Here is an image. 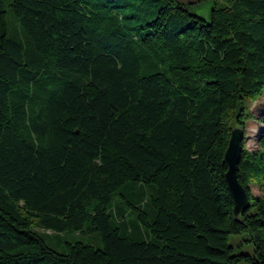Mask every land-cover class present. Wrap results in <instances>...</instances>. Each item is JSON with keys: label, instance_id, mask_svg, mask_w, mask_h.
Segmentation results:
<instances>
[{"label": "trees", "instance_id": "16d2710c", "mask_svg": "<svg viewBox=\"0 0 264 264\" xmlns=\"http://www.w3.org/2000/svg\"><path fill=\"white\" fill-rule=\"evenodd\" d=\"M136 2L0 0V264H264V0Z\"/></svg>", "mask_w": 264, "mask_h": 264}, {"label": "rangeland", "instance_id": "374dc122", "mask_svg": "<svg viewBox=\"0 0 264 264\" xmlns=\"http://www.w3.org/2000/svg\"><path fill=\"white\" fill-rule=\"evenodd\" d=\"M181 2L189 3V11L192 14L204 16L206 13L208 14V18L210 17V10L213 7L215 3H225L226 0H178ZM146 0H137L135 6H143L145 4ZM125 4V3H124ZM133 7H126L123 11L124 14H131ZM8 30L9 35L15 34L16 27L13 25V23L10 20V17H8ZM248 115H249V122L251 123L247 128L245 129L246 133V139L244 141L245 149L248 151L254 150L257 147V139L264 133V124H261L260 117H264V91L262 93V96L258 98L257 100L251 102L248 104ZM252 194L254 196H259L261 193L257 187H252ZM244 237L241 235H231L229 236V244L235 249L236 252L242 251V252H250L251 246L247 243L243 242ZM47 244L57 249L52 242L49 239H45Z\"/></svg>", "mask_w": 264, "mask_h": 264}, {"label": "water", "instance_id": "95a60500", "mask_svg": "<svg viewBox=\"0 0 264 264\" xmlns=\"http://www.w3.org/2000/svg\"><path fill=\"white\" fill-rule=\"evenodd\" d=\"M196 16H198L205 23L209 22L207 13L204 16ZM242 140L243 130L237 127L233 128L230 132L228 144L223 155V161L227 166L224 178L232 200V214L234 219H237L240 214L249 207V195L246 189L239 183L237 177V167L241 160Z\"/></svg>", "mask_w": 264, "mask_h": 264}]
</instances>
